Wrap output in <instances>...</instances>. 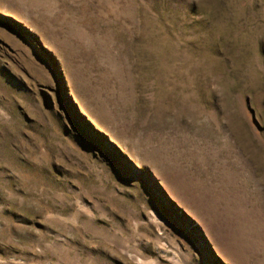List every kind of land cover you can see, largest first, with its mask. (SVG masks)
I'll return each mask as SVG.
<instances>
[{"label": "rangeland", "instance_id": "374dc122", "mask_svg": "<svg viewBox=\"0 0 264 264\" xmlns=\"http://www.w3.org/2000/svg\"><path fill=\"white\" fill-rule=\"evenodd\" d=\"M0 264H264V0H0Z\"/></svg>", "mask_w": 264, "mask_h": 264}]
</instances>
